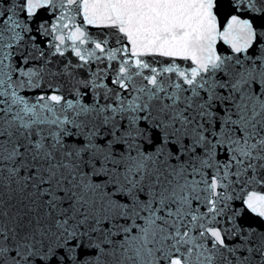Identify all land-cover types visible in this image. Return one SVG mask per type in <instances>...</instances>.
<instances>
[{
    "label": "snow or ice",
    "instance_id": "1",
    "mask_svg": "<svg viewBox=\"0 0 264 264\" xmlns=\"http://www.w3.org/2000/svg\"><path fill=\"white\" fill-rule=\"evenodd\" d=\"M0 264H264V0H0Z\"/></svg>",
    "mask_w": 264,
    "mask_h": 264
}]
</instances>
